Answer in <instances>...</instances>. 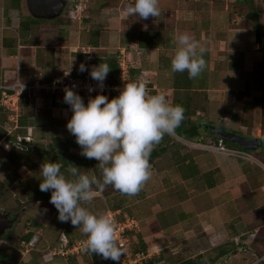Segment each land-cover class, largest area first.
<instances>
[{
    "label": "crops",
    "instance_id": "1",
    "mask_svg": "<svg viewBox=\"0 0 264 264\" xmlns=\"http://www.w3.org/2000/svg\"><path fill=\"white\" fill-rule=\"evenodd\" d=\"M65 1L58 17L46 19L32 16L27 0H0V91L5 88L12 94L18 85L50 80L69 68L80 75L82 56L72 48L89 45L97 55L115 57L128 48L129 58L131 46L138 48L140 57L130 69L131 80L144 83L149 94H164L170 103L183 106L184 119L173 135H164L155 145L149 157L150 177L137 194H122L111 185L104 187L105 192L93 187L94 199L83 206L94 213L120 210L135 218L138 229L133 236L153 264H180L198 255L201 263L217 264L219 252L235 245L237 238L249 234L251 240L250 232L264 225V164L259 155L254 149L227 147L232 151L228 153L210 147L219 139L213 128L245 137L260 135L258 105L253 102L259 96L254 67L259 58L254 42L258 28L248 24L252 13L247 11L245 17L228 8L229 2L240 0H158L160 16L125 19L124 9L132 0H117L119 17L104 16L93 25L87 17L90 0L81 20L70 16L71 2ZM181 33L193 36L206 49V67L195 79L170 68L174 38ZM2 112L6 116L0 121V211L17 215L16 222L33 201L51 206L50 192H41L38 186L42 162L61 163L66 175V169L76 166L99 177L98 162L89 159L88 164L82 158L66 129L71 112L62 93L42 92L35 98L22 92L16 111L0 105ZM201 120L207 122L200 125ZM44 215L38 221L30 219L40 225L34 232L36 242L40 235L46 242L55 239L50 229L55 221L63 228L69 224L58 219L55 207ZM70 229L72 240L85 238L78 227L69 224ZM49 242L40 257L20 254L15 264L81 263L80 256H52L49 248L56 242ZM86 257L93 258L91 252Z\"/></svg>",
    "mask_w": 264,
    "mask_h": 264
},
{
    "label": "clouds",
    "instance_id": "2",
    "mask_svg": "<svg viewBox=\"0 0 264 264\" xmlns=\"http://www.w3.org/2000/svg\"><path fill=\"white\" fill-rule=\"evenodd\" d=\"M123 15L125 19L135 16L147 20L160 16L161 10L158 0H132ZM174 44L171 71L187 72L189 79L197 78L206 67L205 47L187 33L176 36ZM78 70L88 71L102 89L110 67L99 63L88 69L81 63ZM64 74L69 75L70 68ZM88 91L94 89L89 86ZM63 102L71 112L66 121L67 131L80 147L79 154L98 162L100 174L88 175L73 166L66 169V175L61 171V163L47 160L39 167V190L50 192L49 203L61 222H70L80 229L85 236V251L119 262L123 252L115 241L113 220L90 211L83 202L94 199L93 186L103 191L111 185L122 194H137L150 177L152 150L164 135L175 133L184 119V109L170 103L164 94H149L140 82L124 83L112 98L97 93L86 104L73 88L65 87Z\"/></svg>",
    "mask_w": 264,
    "mask_h": 264
},
{
    "label": "built area",
    "instance_id": "3",
    "mask_svg": "<svg viewBox=\"0 0 264 264\" xmlns=\"http://www.w3.org/2000/svg\"><path fill=\"white\" fill-rule=\"evenodd\" d=\"M87 0H70V16L73 19L81 20L83 18V13L85 11ZM131 57H127L126 48H123L118 51L116 54V63L118 64V72L115 78V81L106 80L103 82L104 87L101 89L98 87L97 82L90 78L89 72H81L80 75H73L71 72L69 75L65 76L64 72L59 77H52L50 80L39 81L35 80L30 85H18L15 92L10 94L6 89L2 88L0 91V105L7 110L12 112L16 111V102L18 100V95L22 92H25L28 97H39L42 92L49 94L63 93L65 87H71L76 91L81 98L84 100L85 104L88 99L92 96H95L97 93L103 94L108 98H112L118 95V90L123 87L124 83H130L131 74L130 69L134 66V63L139 60L140 52L136 47H132ZM73 51L81 53L82 61L86 68L91 69L95 66L94 61L98 57L94 47L91 46H82L80 48H72ZM129 52V50H128ZM131 53V52H130ZM80 63V64H81ZM23 86V87H22ZM91 86L94 91L89 92L88 88ZM147 91V90H146ZM148 92V91H147ZM9 120L14 121L12 115L9 114ZM212 149L218 152H228L232 153L225 143L218 139L215 145L210 146ZM234 152V151H233ZM89 159L87 163L89 164ZM95 174L91 171V175ZM103 214L107 215L114 222L115 229V241L117 245L121 248L123 255L120 258L119 262H114L112 264H144L147 259L146 251L142 250H133V242L130 239L128 232H132L138 229V222L135 218L127 215L126 213L121 212L120 210H112L106 208ZM85 239H75L70 240L64 234H61L56 242V244L49 248V254L52 256L59 255L63 257L68 256H79L85 251L83 244ZM36 242V236L33 235L32 238L25 242L22 241L17 247V251L24 255L29 251L31 247Z\"/></svg>",
    "mask_w": 264,
    "mask_h": 264
},
{
    "label": "rangeland",
    "instance_id": "4",
    "mask_svg": "<svg viewBox=\"0 0 264 264\" xmlns=\"http://www.w3.org/2000/svg\"><path fill=\"white\" fill-rule=\"evenodd\" d=\"M116 1L117 0H90L88 11H87V17L91 20L92 24L96 25L98 24V22L100 23L104 19V16H112V17L118 16L119 17V11H118L119 5H118V1L117 2ZM247 2L249 3V5H247V3L245 4V0H240V2L237 4L235 3L233 4L229 2L228 8L231 11H233V13H239L241 15H244L245 17L247 16L246 14L247 11L252 13V16L248 18L250 20V21L248 20L249 21L248 24L252 25V28L253 27L254 29L258 28V30L264 32V0H247ZM63 18L64 19L66 18L65 14L63 15ZM89 25L90 23L85 24L84 27L89 28L90 27ZM86 37L89 38V35H86ZM254 67L257 68V61ZM256 111H257L256 116L258 115L259 117L260 116L259 106L257 107ZM260 135H261V130H260ZM261 151H264V139L262 140V145L258 146L257 149H254V152H256V154H258L259 157H261L260 155ZM82 158H84V156H82ZM17 187L18 186L16 184L14 188H17ZM20 195H23V193H20L18 197L14 198V200L17 201L21 197ZM35 199H39V198H35ZM16 201L15 203H17ZM26 206H27L26 209L24 210L22 209L21 211L19 210L20 214L18 216L17 222L16 224L14 222L11 228V230L13 229V233L15 234V236H19V234L23 233L26 228L27 229L30 228V226L27 227V224L30 222V219L34 220V218H36L38 221L41 213L43 214V216H45L44 214L49 213L54 208L52 204L51 206L49 205L44 206V204H38L36 201H33L32 203ZM25 222H28V223L26 224ZM69 224L71 227L72 224L70 222ZM50 229H53V232L55 234L56 226L54 224H52ZM72 232L73 230L70 229L69 233L72 234ZM250 233L253 234V237L251 240H247L248 237L250 238L249 234L242 238L241 237L237 238L234 243L235 245L229 246L225 250V252L228 251L227 254L226 253L225 254L229 255V257L226 258L225 254H224L225 256L222 255L218 259L219 262L217 264H261V261L264 262V225L262 224L257 225L256 229L252 230ZM77 237L83 238L84 236L77 235ZM40 238H41V235H40ZM46 238L50 239L49 237H46ZM10 243L12 244V246L4 245V243L0 242V262L2 261L0 264H15L14 261L17 260L19 257H21V255L17 251L18 243L16 241V237H14L10 241ZM246 247L254 251L256 254H254L250 250H246L245 249ZM234 249H236L237 251L229 254V252H231ZM43 253H45L44 250H43ZM79 256H80V261H81L80 264H99V262L105 261V259H103L101 256H99L96 253H95V257L91 259L90 258L87 259L86 257L87 252ZM212 257H214V255H212ZM212 257L210 256V258ZM98 258H99V261L97 260ZM74 263L77 264L76 262ZM202 264H211V263L207 260L205 262H202Z\"/></svg>",
    "mask_w": 264,
    "mask_h": 264
},
{
    "label": "trees",
    "instance_id": "5",
    "mask_svg": "<svg viewBox=\"0 0 264 264\" xmlns=\"http://www.w3.org/2000/svg\"><path fill=\"white\" fill-rule=\"evenodd\" d=\"M246 3H247V5H249L247 0H245V4ZM261 35H262L263 39H262V45L258 49L259 59L257 61V70H258L257 76H258L259 96L254 98L253 102L260 107L259 126H260V130H261V135H260L259 138L261 140H263L264 139V33L261 32ZM99 63H107L109 65L110 71L107 74L106 80L115 81V78H116L117 72H118V66H117L118 64L116 63L115 54L114 53H106V54L103 55L102 53H99L98 57L94 61V64L97 65ZM132 77H134V74H132ZM5 116H6L5 113H3V112L0 113V121L1 122L4 121ZM199 122L201 123L200 125H203L207 121L201 120ZM225 145L228 148L236 147V148H239L240 150H244L243 148H241L240 146H238L235 143L226 142ZM260 155H261V157L259 159L264 164V151H262ZM103 192H105L104 189H103ZM55 222H54V224H56V228H59V229H57V231H55V235H54L55 239L52 237L51 242H49V241L48 242L50 244H53L54 242H57L56 240H58V238H59V236L61 234H64L65 236L70 238V240H72V238L69 236V224L65 225V227L63 228V225L59 226L60 223L58 224V223H55ZM25 223L27 224L28 222H25ZM52 223H53V221H52ZM23 226H24V224H23ZM28 226H30V228L29 229L26 228L23 233L19 234V236H15V234L13 233V229L9 230L7 232V234L2 239V242L4 243V245H7L4 241L10 242L14 237H16V241H17L18 245H20V243L22 241H25V242L29 241L32 238V236L34 235L33 232L36 229H38L40 227V225H39V223L31 220L27 224V227ZM45 232L48 233V229L47 228H46V230H45V228H44V230H42V233H44V235H45ZM133 233H134V231L128 232V235H129L130 239L133 242V244H132L133 245V250L134 251L135 250L144 251V249L141 247V245L138 244L137 241H135V237L133 236L134 235ZM48 242H46V240L44 239V236H41V238L39 237L38 242H35L33 247H31L26 254L34 255V256H36V258L40 257L42 255V253H43V250L47 247L46 244ZM225 250L226 249H223L221 252H219V255L222 256V255H224L225 253L228 252V251L225 252ZM87 253H89V252H87ZM91 255L93 256V258L95 257V253H91ZM68 257H72V256H68ZM201 258H202V256L198 255L194 260H189V261L187 260V261L181 262L180 264H202L201 261H200ZM97 260L99 261V258ZM112 263H113V261L110 260V259L109 260H105L103 262H99V264H112ZM144 264H153V260L152 259L146 260L144 262Z\"/></svg>",
    "mask_w": 264,
    "mask_h": 264
},
{
    "label": "water",
    "instance_id": "6",
    "mask_svg": "<svg viewBox=\"0 0 264 264\" xmlns=\"http://www.w3.org/2000/svg\"><path fill=\"white\" fill-rule=\"evenodd\" d=\"M65 0H27L28 9L32 16L37 18H46V19H53L58 17L64 7H65ZM254 42L257 44L258 48L262 45V35L261 32L256 29L254 31ZM213 133L216 137L221 139L223 142H230L235 143L244 150H253L256 149L258 146L262 145V140L259 137H245L235 133H232L222 127L220 128H213ZM17 215L12 218L9 214L4 211H0V238L3 237L8 230H10L14 224L16 223ZM246 250H250L254 254H256L251 249L245 248ZM237 250L234 249L230 253L236 252ZM229 255H226L228 258ZM261 264L264 262L261 261Z\"/></svg>",
    "mask_w": 264,
    "mask_h": 264
},
{
    "label": "flooded vegetation",
    "instance_id": "7",
    "mask_svg": "<svg viewBox=\"0 0 264 264\" xmlns=\"http://www.w3.org/2000/svg\"><path fill=\"white\" fill-rule=\"evenodd\" d=\"M13 218V217H12Z\"/></svg>",
    "mask_w": 264,
    "mask_h": 264
}]
</instances>
